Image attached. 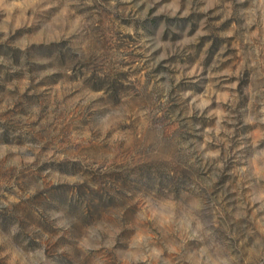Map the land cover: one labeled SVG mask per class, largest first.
Returning a JSON list of instances; mask_svg holds the SVG:
<instances>
[{"label":"rangeland","instance_id":"obj_1","mask_svg":"<svg viewBox=\"0 0 264 264\" xmlns=\"http://www.w3.org/2000/svg\"><path fill=\"white\" fill-rule=\"evenodd\" d=\"M0 264H264V0H0Z\"/></svg>","mask_w":264,"mask_h":264}]
</instances>
